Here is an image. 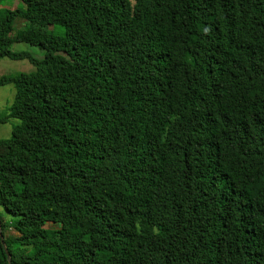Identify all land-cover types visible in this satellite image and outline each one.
I'll list each match as a JSON object with an SVG mask.
<instances>
[{
  "label": "trees",
  "instance_id": "obj_1",
  "mask_svg": "<svg viewBox=\"0 0 264 264\" xmlns=\"http://www.w3.org/2000/svg\"><path fill=\"white\" fill-rule=\"evenodd\" d=\"M20 1L0 9V59L35 68L0 78L11 263L264 264V0Z\"/></svg>",
  "mask_w": 264,
  "mask_h": 264
},
{
  "label": "rangeland",
  "instance_id": "obj_2",
  "mask_svg": "<svg viewBox=\"0 0 264 264\" xmlns=\"http://www.w3.org/2000/svg\"><path fill=\"white\" fill-rule=\"evenodd\" d=\"M17 8H23V4L20 0H2L0 2V9H9L14 10ZM27 22L24 20L17 18L14 21L12 32L10 33V37L14 39L17 34L24 30L27 27ZM49 31L53 33L62 34L66 33V28L56 27L52 25L48 27ZM77 34H81L78 32ZM13 52H28L33 57L37 59H43L45 56V52L39 49L36 46H31L25 43H14L11 47ZM34 66L28 60H12L8 58L0 59V78L3 76H17L21 73H31L34 72ZM15 86L13 84H8L0 87V116L4 117L8 114V107L14 100L15 97ZM19 122L15 119L9 120L5 124H0V138L2 139H10L12 136V131L14 125ZM10 211L14 214H20L22 212V207L19 202H15Z\"/></svg>",
  "mask_w": 264,
  "mask_h": 264
},
{
  "label": "water",
  "instance_id": "obj_3",
  "mask_svg": "<svg viewBox=\"0 0 264 264\" xmlns=\"http://www.w3.org/2000/svg\"><path fill=\"white\" fill-rule=\"evenodd\" d=\"M0 238H1L2 245H3L4 249H5V252H6V254H7L8 262H9V264H12V263H11V257H10V255H9L8 251H7V248H6V245H5L4 239H3V235H2V232H1V225H0Z\"/></svg>",
  "mask_w": 264,
  "mask_h": 264
}]
</instances>
